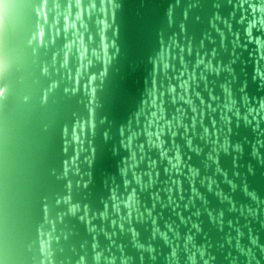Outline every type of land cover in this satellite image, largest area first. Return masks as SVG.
<instances>
[{
	"label": "water",
	"instance_id": "obj_1",
	"mask_svg": "<svg viewBox=\"0 0 264 264\" xmlns=\"http://www.w3.org/2000/svg\"><path fill=\"white\" fill-rule=\"evenodd\" d=\"M0 264H264V0H0Z\"/></svg>",
	"mask_w": 264,
	"mask_h": 264
},
{
	"label": "snow or ice",
	"instance_id": "obj_2",
	"mask_svg": "<svg viewBox=\"0 0 264 264\" xmlns=\"http://www.w3.org/2000/svg\"><path fill=\"white\" fill-rule=\"evenodd\" d=\"M201 255H202V253H201Z\"/></svg>",
	"mask_w": 264,
	"mask_h": 264
}]
</instances>
